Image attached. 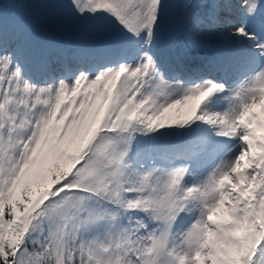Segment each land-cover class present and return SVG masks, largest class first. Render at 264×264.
Instances as JSON below:
<instances>
[{
  "label": "snow or ice",
  "instance_id": "6c2138e0",
  "mask_svg": "<svg viewBox=\"0 0 264 264\" xmlns=\"http://www.w3.org/2000/svg\"><path fill=\"white\" fill-rule=\"evenodd\" d=\"M0 264H264V0H0Z\"/></svg>",
  "mask_w": 264,
  "mask_h": 264
}]
</instances>
